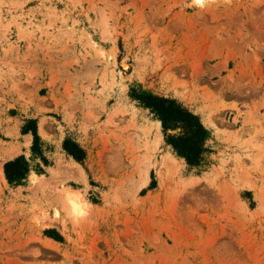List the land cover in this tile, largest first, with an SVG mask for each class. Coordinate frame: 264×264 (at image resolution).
Returning <instances> with one entry per match:
<instances>
[{
  "label": "rangeland",
  "instance_id": "1",
  "mask_svg": "<svg viewBox=\"0 0 264 264\" xmlns=\"http://www.w3.org/2000/svg\"><path fill=\"white\" fill-rule=\"evenodd\" d=\"M0 264H264V0H0Z\"/></svg>",
  "mask_w": 264,
  "mask_h": 264
},
{
  "label": "trees",
  "instance_id": "2",
  "mask_svg": "<svg viewBox=\"0 0 264 264\" xmlns=\"http://www.w3.org/2000/svg\"><path fill=\"white\" fill-rule=\"evenodd\" d=\"M145 99L147 107L152 109L156 116L161 119L166 130L181 127L190 129L186 135L179 132L170 134L167 140L179 155L186 158L189 164H198L204 152L207 137V130L200 118L175 100L159 96H149ZM36 140H38L37 136ZM64 147L69 154L78 160L85 157V151L73 142L66 141ZM27 171V163L22 158L6 165V174L10 181L24 178Z\"/></svg>",
  "mask_w": 264,
  "mask_h": 264
},
{
  "label": "bare ground",
  "instance_id": "3",
  "mask_svg": "<svg viewBox=\"0 0 264 264\" xmlns=\"http://www.w3.org/2000/svg\"><path fill=\"white\" fill-rule=\"evenodd\" d=\"M128 67H129V64L126 62V61H124V62H122L121 63V68L123 69V70H128ZM214 119H215V117L213 118V116H210V115H208V116H205V120H206V123L207 124H209V125H215V121H214ZM44 121V120H43ZM42 121V122H43ZM44 123H45V121H44ZM41 127H40V129L42 130L41 132L43 133L45 130H44V128H43V124L41 123V125H40ZM43 134H45V133H43ZM42 134V135H43ZM46 135V134H45ZM44 135V136H45ZM13 155V154H12ZM71 164H73V166H72V170H71V172L73 171V169H74V171H77V168H81L80 167V164L79 163H77V162H75L73 159H70V160H68ZM68 162V163H69ZM70 164V165H71ZM81 170V169H80ZM78 172V171H77ZM76 172V173H77ZM74 173V172H73ZM2 174H3V176H4V171H3V169H2ZM4 179H5V176H4ZM64 191V190H63ZM65 193V194H64ZM64 197L66 196V198L68 199V201H69V205H70V207L74 210V211H82L83 210V208H85L88 204H89V201L87 200V199H85V197L81 194V196H80V194H76L75 193V191H73L72 189H67V190H65L64 191Z\"/></svg>",
  "mask_w": 264,
  "mask_h": 264
},
{
  "label": "snow or ice",
  "instance_id": "4",
  "mask_svg": "<svg viewBox=\"0 0 264 264\" xmlns=\"http://www.w3.org/2000/svg\"><path fill=\"white\" fill-rule=\"evenodd\" d=\"M196 2L197 3H201V0H196ZM179 133H181V134H188V132L190 131V129H187V128H185V127H181V128H179Z\"/></svg>",
  "mask_w": 264,
  "mask_h": 264
}]
</instances>
